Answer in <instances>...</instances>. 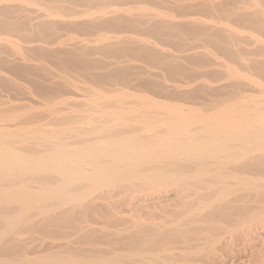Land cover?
I'll return each instance as SVG.
<instances>
[{"label": "bare ground", "instance_id": "1", "mask_svg": "<svg viewBox=\"0 0 264 264\" xmlns=\"http://www.w3.org/2000/svg\"><path fill=\"white\" fill-rule=\"evenodd\" d=\"M36 1L0 0V264H151L129 246L189 245L233 217L264 215V99L221 61L264 74V0H152L151 12L115 4L126 0ZM232 19L257 31L252 58ZM79 81L92 85L86 100ZM147 185L167 187L154 233L125 212ZM98 224L124 231L128 248L89 249ZM40 241L61 249L32 256ZM199 245L163 264H203Z\"/></svg>", "mask_w": 264, "mask_h": 264}, {"label": "rangeland", "instance_id": "2", "mask_svg": "<svg viewBox=\"0 0 264 264\" xmlns=\"http://www.w3.org/2000/svg\"><path fill=\"white\" fill-rule=\"evenodd\" d=\"M133 1V2H132ZM126 0V1H124L125 3H127L126 5H122L121 3H119V2H115V4H117V6H121V8H122V6H134V7H139V6H144L147 10H149L150 12L151 11H154V8L156 9L157 8V6H156V4H154L153 2H152V0ZM141 1H143V2H141ZM37 3H39V6H42L41 4H43V3H45V0H37L36 1ZM43 2V3H42ZM131 2V3H130ZM148 2V3H147ZM152 2V3H151ZM231 2V1H230ZM112 3H114V2H112ZM135 3V4H134ZM139 3V4H138ZM232 3H233V1H232ZM231 3V4H232ZM145 4H148V5H145ZM152 4V5H151ZM231 4H229V7L231 6ZM33 5H35V6H33ZM33 5H30V7L32 6L33 8H41V7H39L38 5L36 6V4H33ZM119 6V7H120ZM232 6H234L233 4H232ZM231 6V7H232ZM153 7V8H152ZM124 8V7H123ZM149 8V9H148ZM152 9V10H151ZM157 10V9H156ZM164 10H167V9H164ZM196 16H201L202 18H206V17H204V16H202V15H196ZM233 20V22H234V25L233 26H235V24H236V28H238V26H239V28H242L241 30V33H240V36H241V38L244 36V38H242V40L244 39V40H246L245 42H244V44L246 45V49L248 50H245L244 52H249L250 53V51L252 52L253 50H254V41H256L254 38H255V36L253 35V33L251 34L250 32H257V31H254V28L253 27H250L249 29L248 28H246V26H243L242 24H239V22L238 23H235V22H237V21H235L234 19H232ZM238 24V25H237ZM243 27H245V28H243ZM249 27V26H248ZM252 29V30H251ZM248 30V31H247ZM76 31H74L73 33L76 35V36H78V37H82V31H80V32H76ZM242 32H243V34H242ZM245 32V33H244ZM71 33V32H70ZM81 33V34H80ZM8 34H10V33H8ZM8 34H5V35H8ZM250 34V35H249ZM257 34H259L260 35V39H261V36L264 38V36L263 35H261L260 33H256V35ZM4 35V36H5ZM251 35H253V38H250L249 36H251ZM86 36H88V35H85V37ZM190 36V37H189ZM84 37V36H83ZM90 37V36H89ZM188 38V39H192L193 38V36L192 35H188V36H182V38ZM246 37V38H245ZM252 37V36H251ZM258 37V36H257ZM150 39L151 40H153V41H159L160 42V39H158V38H156V36L155 35H151L150 36ZM253 39V40H252ZM185 40V39H184ZM250 41V42H249ZM163 42V41H162ZM249 42V43H248ZM167 43V42H166ZM253 43V44H252ZM168 44V43H167ZM172 44V43H171ZM170 43H169V46H173V45H171ZM244 45V46H245ZM249 49H251L250 51H249ZM254 52V51H253ZM249 55V54H248ZM248 55H246L247 57H251L252 58V54L250 53V55L248 56ZM257 58L255 55H253V58ZM258 58H260L259 56H258ZM221 60V59H220ZM221 61H223V63H227V64H230V66H232L234 69H237V70H239V71H241V73L243 72H245L244 74H247L248 75V77L251 79V81H250V79L249 78H247V76L246 77H244L245 75L242 73V76L243 77H240L242 80V82L244 81V87H246L247 89H249V90H247L248 91V93L247 94H251V95H253V98H255V99H264V74L261 72H259V71H255V69H249V71H251V72H249V71H245V69H248L246 66H244V64L243 63H241V62H236V61H233L232 63L231 62H228L226 59H224V58H222V60ZM234 63H236V64H234ZM239 67V68H238ZM220 71H224V73H226L225 71H229L227 68H225V67H223V66H221V67H219L218 68ZM243 70V71H242ZM254 72H256V74H258V72H259V74L258 75H256L255 74V76H254ZM222 73V72H221ZM251 73H253V75L251 74ZM262 74V75H261ZM251 75V76H250ZM262 76V77H261ZM254 77V78H253ZM255 80H259V81H261V82H259V81H255ZM245 83H247V86H246V84ZM92 85H90L89 83H84V82H78V89H76V94H75V96L76 97H78L77 99H82V100H86L85 98L86 97H88L89 95H91L93 92H92ZM251 90V91H250ZM98 95H96L95 97H97ZM150 97L151 98H153V99H155L156 97H154L151 93H150ZM156 100H159V99H157L156 98ZM14 103H15V101L16 100H12ZM11 101V103L12 104H14L13 102ZM233 101L232 100H229L227 103L229 104H231ZM6 105H11L10 104V102H8ZM6 105H3V106H6ZM2 106V107H3ZM0 107H1V105H0ZM43 109H45L44 107H39L38 109H33L32 111H30V113H34V112H38V111H42ZM201 113H203V114H208V112H201ZM201 113H199V114H201ZM20 114H22V115H24V112H21ZM26 114H28V112L26 113ZM197 114V116H201V115H199L198 114V112L197 113H195V115ZM149 132V131H148ZM111 186H102V187H100V188H97L95 191H93V195H91V196H87V199H85L86 201H84V202H89V201H91L92 200V198H93V196H95V193H97V192H100V190H104V189H108V188H110ZM167 187H164V188H162V187H159V188H151L150 187V185H147V186H144V187H141L139 190H137L136 191V197H139L137 200H139L138 202H137V205L136 206H138V207H135V208H133V210H134V212H133V210L131 209V210H127V211H125L126 212V215H128V216H132V218L134 219V217H135V219H137V220H140V222L143 220V222H146V223H148V229L150 230V233H154V230H153V228L151 229L150 227V220L151 221H153L154 219V221H156V222H159L160 224L162 223V224H164L165 222V219H167L168 217H166L167 216V214H166V210H165V208H162V209H160L161 207H162V205L163 204H161V206H158V205H160V202L161 203H165V199L161 196V195H165L167 192H165V191H167V189H166ZM171 188V187H170ZM169 189V188H168ZM161 191V190H164V191H162V192H158V191ZM155 192V193H154ZM162 193V194H161ZM154 194H157V195H159V196H161V199L162 200H159L158 201V203H156L157 201H155L156 200V196L157 195H154ZM151 196V197H150ZM156 197V198H155ZM89 198H90V200H89ZM150 198H154L153 200L152 199H150ZM142 199V200H141ZM164 199V200H163ZM144 200V201H143ZM152 200V201H151ZM141 202V203H140ZM152 202V203H151ZM155 202V203H154ZM150 203H151V206L153 205H157V207L155 208V207H151L150 206ZM154 203V204H153ZM163 207H166V206H163ZM167 208H168V206H167ZM163 209H164V211H163ZM157 210V211H156ZM161 210V211H160ZM154 211H156L157 213H156V215H153V212ZM152 212V213H151ZM160 212V213H159ZM244 214V213H243ZM239 215L238 217H233V220L232 221H230L231 223L230 224H226L225 226H214V228L212 229V228H210V229H206L207 230V232L208 231H211V232H208V234L210 233V235H208L207 234V236H201V234H200V232L202 233V232H206V230H204V231H200L199 232V240L198 239H196L197 241H198V243L196 244V240H192L191 242H194L193 244L192 243H188L189 245H187V244H184V245H182L183 244V242L181 241V240H179V242L180 243H174L173 244V240L171 241H169V240H165V241H163L162 243H159V244H156V245H150V246H147V247H145V245L142 247V245L143 244H140V246H139V244H137V243H133L132 245H130L129 246V243L127 244V242H126V237H125V232L123 231H121V230H119V231H116L117 230V228L116 227H114V226H105L106 224H104V225H100V224H98V225H96L97 227H99V228H101V235H100V237L98 238V239H96V244L94 243V245H92L91 247H90V245H88V248L89 249H93V250H99V251H101L102 253H104L105 255H109V253L111 252L112 253V251L113 250H115V249H122L123 247H125L126 246V248H128V246L131 248H136V249H142V248H144V250H146V252L148 253V251L150 252V254H148V255H150V257L151 258H153V262L151 263V264H163V259H167V258H171V259H174V260H172V261H177V262H179V263H182V262H184L183 261V254H182V252H183V249L185 248V250H188V251H193V248H194V246L196 247V246H199L200 247V245L199 244H201V248H203V246H202V244L204 245V243H207L206 241H210L211 240V242H212V240H213V242H212V244H210L211 242H208L207 244L210 246V248H212L211 250L208 248V245L207 244H205L206 245V247H204L203 249L205 250V251H208V252H206L205 253V251L203 250V249H201L200 248V252L201 253H205V255H203V254H199L198 255V257L197 258H199V261L201 260V262L203 263V264H241V262H243L242 264H245L246 262L249 264H264V215L263 216H261L260 218H258L259 219V221H258V219L256 220V219H252V220H250L249 221V219L247 220V222L249 221V223H247V222H244L245 223V225H244V223H241L242 222V220L241 219H243V218H245V215H247V214H244V215ZM157 215H158V217H157ZM249 216L251 215V214H248ZM152 218H151V217ZM156 216V217H155ZM161 216V217H160ZM249 216H246V218H248ZM140 218V219H139ZM236 219V220H235ZM240 221H238V220ZM256 220V221H255ZM253 221H255L253 224H252V222ZM239 223H241V224H239ZM239 225V226H238ZM101 226V227H100ZM126 226V225H125ZM231 226V229L229 228ZM237 226V227H236ZM103 227V228H102ZM106 227V228H105ZM240 227V228H239ZM255 227V228H254ZM122 228H124V226L123 227H121V229ZM224 228V229H223ZM227 228V229H226ZM234 228V229H233ZM239 228V229H238ZM219 229V230H218ZM238 229V230H237ZM242 231H241V230ZM227 230V231H226ZM235 230H237L236 232H235ZM247 230V231H246ZM250 230H251V232H250ZM253 230V231H252ZM234 231V232H233ZM263 231V232H262ZM206 232V233H207ZM255 232V233H254ZM108 233V234H107ZM122 233V234H121ZM123 233H124V236H122L123 235ZM205 233V234H206ZM227 233V234H226ZM232 233V234H231ZM243 233V234H242ZM118 234H120L119 235V237H118ZM203 235H204V233H202ZM213 234V235H212ZM246 234V235H245ZM227 235V237H225V236ZM231 235V236H230ZM224 236V237H223ZM234 236V237H233ZM207 237L209 238V239H207ZM219 237V238H218ZM221 237V238H220ZM247 237H248V239H247ZM118 238V239H117ZM201 238H202V240L203 239H205L204 241H203V243H202V241H200L201 240ZM230 238H231V240H230ZM235 238V239H234ZM218 239V240H217ZM222 239V240H221ZM229 239V240H228ZM127 241H128V239H127ZM168 241V242H167ZM175 241V240H174ZM178 241V239H176V242ZM199 241H200V243H199ZM245 241V242H244ZM262 241H263V243H262ZM215 242V243H214ZM230 242V243H229ZM237 242V243H236ZM47 243V244H46ZM44 242V244H42L41 243V241H40V244H39V242H35V243H32L33 245L31 246V243H30V246L31 247H29L30 249H28V244L29 243H26L27 244V246H26V249H28L27 251L28 252H30L31 253V255L32 254H34V255H36V253H37V255H39V254H43V253H45V254H47V253H50V251L51 252H54V250L55 251H57V250H59V249H61V248H59V249H57L58 247H54L52 244H51V246H50V242ZM126 243V244H125ZM165 243H167V248L169 249V251H166L167 249H166V244ZM171 243V244H170ZM131 244V243H130ZM136 244V245H135ZM177 244V245H176ZM214 244V245H213ZM215 244H216V246H215ZM244 244V245H243ZM40 245H42L41 247H40ZM48 245H49V247H48ZM159 245V246H158ZM169 245H171V246H169ZM174 245H176L175 247H174ZM186 245H187V247H186ZM190 245H192V246H190ZM204 245V246H205ZM211 245H213L214 246V249H213V246H211ZM34 246V247H33ZM37 246V247H36ZM85 248L87 247L86 245H83ZM172 246H173V249H172ZM181 246V247H180ZM220 246H222V247H220ZM227 246V247H226ZM33 247V248H32ZM39 247V248H38ZM51 247H52V249H51ZM150 249H149V248ZM184 247V248H183ZM189 247L191 248V250L189 249ZM216 247V248H215ZM244 247V248H243ZM31 248H32V250L34 251L35 250V248H36V250H35V252L33 253V251H31ZM43 248V249H42ZM49 248H50V250H49ZM129 248V249H130ZM131 248V249H132ZM148 248V249H147ZM180 248H183V249H180ZM218 248V249H217ZM47 251H46V250ZM164 249H166V250H164ZM208 249V250H207ZM217 251H216V250ZM222 249V250H221ZM238 249V250H237ZM43 250V251H42ZM173 250V251H172ZM182 250V251H181ZM202 250H203V252H202ZM210 250V251H209ZM41 251V252H40ZM166 251V252H165ZM181 251V252H180ZM215 252L216 251V253L218 252V253H220L221 254V256H220V254H218V256L220 257V258H218L217 257V259H220V260H217V261H214L213 260V258L214 257H216V256H214V255H216V254H213V253H211V252ZM224 251V252H223ZM236 251V252H235ZM239 251H240V253H239ZM40 252V253H39ZM106 252H107V254H106ZM170 252H171V254H170ZM223 252V253H222ZM246 252V253H245ZM209 253V254H208ZM227 254V255H225V254ZM237 255H236V254ZM239 253V254H238ZM249 253V254H248ZM208 254V255H207ZM212 254V255H211ZM228 254H232L231 256H232V258H231V256L230 255H228ZM233 254H235V255H233ZM191 255V254H190ZM223 255H225L224 257H223ZM33 256V255H32ZM208 258H212V259H207V257ZM227 256H229V257H227ZM235 256V257H234ZM156 258V260L154 261V259ZM165 257V258H164ZM190 257V256H189ZM201 257H202V259H201ZM221 257L225 260V258L226 259H228V258H230V259H228V261L226 260V261H223V259H221ZM238 257V258H237ZM240 257V258H239ZM248 258V259H247ZM235 259V260H234ZM237 259V260H236ZM239 259V260H238ZM246 259V260H245ZM210 260V261H209ZM213 260V261H212ZM235 261V262H234ZM212 262V263H211ZM246 263V264H247Z\"/></svg>", "mask_w": 264, "mask_h": 264}]
</instances>
